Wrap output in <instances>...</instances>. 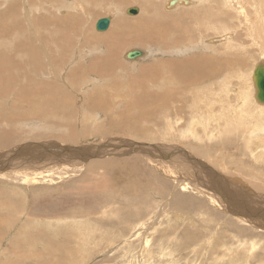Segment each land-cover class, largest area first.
<instances>
[{"label": "rangeland", "instance_id": "1", "mask_svg": "<svg viewBox=\"0 0 264 264\" xmlns=\"http://www.w3.org/2000/svg\"><path fill=\"white\" fill-rule=\"evenodd\" d=\"M165 2L0 0V76L4 80V84H0L6 92H0V264H11L7 260L17 258L13 254L15 248H21L25 254L21 264L55 263L56 253L62 259L68 254L71 259L66 264H129L125 256H122V263L118 258L130 251L138 254L137 260L143 264H264V225L258 227L264 219L249 223L236 218L242 215L254 220L259 213L264 215V197L250 190V183L245 186L229 180L241 175L242 182L247 178L254 183L259 180H252L251 174H245V170L238 172L235 167L240 157L239 148L247 145L242 134L232 136L223 132L217 136L216 133L210 140L205 135L207 128L204 130L201 124L193 128V132L202 135L199 138L190 136L186 130L191 111L197 109L192 107V94L201 95L206 89L199 93L196 88L191 94V86L182 84V88L175 81L181 86V92L173 80L168 83L169 89H178L177 96L182 93L180 99L185 98L180 102L185 118L173 124L163 115L159 120L152 107L144 109L134 103L138 92L143 95L144 91H162L156 82L147 79L150 74L144 70L159 68L160 63L169 58L195 59L209 54L217 56L213 62L218 64L223 61L219 58L223 55L231 59L243 56L245 62L240 76L244 74L238 79L231 76L228 86L234 87V94L239 86L249 91L253 107L264 108L254 97L251 72L255 63L264 59V43L251 44L245 28L239 26L234 7L244 6L242 0L236 1L233 8L219 0L201 3L188 0V4H180L186 7L175 10H165ZM194 3L196 17L176 18L171 26H167L169 21H158L157 29L165 36L163 47L131 39L133 31L128 24L138 23L142 17L154 13L165 20L185 8L191 9ZM202 5H210L213 9L207 13L203 7L198 8ZM131 7L138 9L137 14L126 12ZM246 11L251 14L250 9ZM222 12L234 16L225 19V24L238 34L231 38L232 41L218 30L224 26L210 27V22L223 19ZM55 17H61L60 24L54 23ZM104 17L111 18L108 31L117 20L128 21L125 30L130 37L116 47L117 54H110L113 58L116 55L118 64L110 76L108 72L103 73L106 77L91 71L89 62L105 56L107 45L94 48L95 41H85L90 35L92 39L100 35L107 37V30L95 29L97 19ZM242 18L240 25L244 23ZM78 26L80 34L76 31ZM55 36L67 51L60 58L56 44H47L49 47L46 46L38 57L34 49L39 48L41 41L44 44ZM201 36L202 41L197 39ZM134 48L143 50L145 55L126 59L125 53ZM236 49L240 55L235 54ZM246 51L249 52L247 56ZM43 57L47 74L40 75L33 69L27 76L21 70L23 67L16 66L17 60L40 62ZM171 72L167 70L163 74ZM13 73L22 76L23 81L31 79L33 85H40L44 80L47 84L48 80L59 91H50L44 96L49 104L46 106L20 100L16 94L24 82L12 77ZM224 77L219 76L216 82V79L199 82V85H215ZM62 92L71 95L63 104ZM96 96L99 100L102 98L101 104L106 100L107 106H92L90 100ZM6 117L10 118L4 119ZM227 128L235 131L238 127L231 124ZM200 151L211 156L204 157ZM219 153L217 160L214 156ZM262 159L264 157L243 158L248 166L263 163ZM219 160L230 173L223 171ZM256 169L264 173V165ZM34 175L45 178L28 183L29 177ZM184 182L191 189H181ZM219 182L223 189L219 188ZM192 187L203 190V194L198 195ZM207 192L215 197L217 205L207 200ZM225 204L230 206L231 213ZM256 207L259 213L254 212ZM139 221H142L141 231L134 232L133 224ZM140 235H144V240L145 237L149 239L146 253L138 250L142 247L141 240L134 239ZM61 242L66 244L54 246ZM253 244L255 247L250 246ZM131 259L133 263L134 258Z\"/></svg>", "mask_w": 264, "mask_h": 264}, {"label": "bare ground", "instance_id": "2", "mask_svg": "<svg viewBox=\"0 0 264 264\" xmlns=\"http://www.w3.org/2000/svg\"><path fill=\"white\" fill-rule=\"evenodd\" d=\"M197 1H200V3H201L205 0H197ZM219 1L223 5H228L229 7L233 8L234 3L238 0H219ZM169 2H170V0H168V1L166 0V2L164 3L163 7L165 10H171V9L175 10L178 7L184 8L186 6H183V5L188 4V0H176L175 4H173V5H169ZM242 2H243L244 6H248V7L244 8V6H242V5L239 8L234 7V9L236 10V13H237V16H235V18L238 20L239 26H242L243 28H245V32L248 34V37H246V38L249 40V42L251 44L255 43L256 45H258V44L263 45V43H264V1H262V0H242ZM180 4H183V5L180 6ZM156 5L153 6L154 9L157 8ZM191 6H192L191 9L189 7L185 8L183 11H179V12L175 13L174 15L170 16L168 19H165V20L162 18H158L154 13L153 15H150V16L146 15V16L142 17L140 20H138L139 21L138 23L128 24V28L132 29V31H133L131 39H133L134 41H137V42L138 41L139 42H145V43L146 42H148V43L152 42V43H155V44L163 47L164 46L163 39L165 38V36H164V33L162 32V30L157 29L158 21H160V22L169 21L167 26H171L172 21L176 18L179 19L185 15H187V16L192 15V16L196 17V15H195L196 14V7H194V6H196L195 3H194V5L191 4ZM202 7H203V9H206L205 12H207V13H210L211 9H213L210 5H202L198 8L202 9ZM247 8L250 9L251 14H247V11H246ZM72 9H73V7H72ZM222 13L224 14L223 19H219V20L217 19V21H215V22H210V27L211 26L212 27L213 26H216V27L217 26L218 27L224 26V27H220L218 30H221V32L223 31L225 33L224 36L227 38V40L232 41L231 38L232 37L234 38V35L237 36L238 34L235 33V30L234 31L231 30L232 27H228L226 25L227 23L225 22V19L233 18L234 16L230 17L228 15L229 14L228 12H222ZM241 16H243L242 19L244 20V23L242 25H240L241 24V22H240ZM68 18L71 20H74L71 16H69ZM60 19H61V17H55L54 23L60 24L61 23ZM127 22L128 21H126L125 19H120L119 21L117 20L114 23L113 28L110 27V30L109 31L107 30L108 33L105 35L107 37H103L100 35L97 38L92 39L91 38L92 36L90 35L89 37L85 38V33H84V38L86 39L85 41H88V42L89 41H95L93 43L94 48H97V47L102 46L104 44L107 45L106 49L108 52L106 51L107 54L105 56H101V58L98 57V58L90 59L92 61L89 60L90 61L89 64L91 65L90 66L91 71H93L96 74H100L102 77H106V75L104 76L103 73L108 72V76H110L109 74L112 72L111 70H114V68L116 67V63L118 64V61L116 60V58H117L116 55L114 58H113V56H111L112 57L111 58L110 54L112 52L114 54H117L116 47L123 45V43H125L130 38V37L126 36L127 32L125 30V26L127 25ZM62 24L66 25L67 22H63ZM75 24L78 25L76 22H75ZM239 28H241V27H239ZM76 31L79 33V26L76 28ZM202 37L203 36L198 37L197 39L202 41ZM210 42H212V41L210 40ZM210 42L208 44H211ZM189 43H190V41L185 43V45L187 46V45H189ZM191 43H193V41ZM47 44H56L55 47L60 50V51H58V52H60V54H59L60 58H61V55L63 54V52L67 51L61 47L62 43L60 42L59 37L55 36V37H52L50 40H46V43H44V44L41 41V45L39 46V48L34 49V50H36L38 57L41 56L42 50H46V48L49 47V45H47ZM236 50H234V51H236ZM245 53H246L245 55L247 56L249 52L246 51ZM235 54L240 55L241 53L237 50ZM45 56H46V54H45ZM213 58H217V56H212V55L206 54L203 57L200 56L199 58H195V59H173V58H169V59L163 61L162 63H160L161 67L159 66V68L153 69L150 67V69L148 68L149 70H144L143 72L150 74V75H147V79H150L151 82L152 81L154 83L156 82L159 85L160 89H162V91L160 89L159 90L161 92L159 91V92L150 93V91H144L143 95H141L138 92L136 94L135 99H134V103L140 105L139 107H141V108L144 107V109L147 107H152L151 109H153V111H157L158 114L156 116L158 117L159 120L161 119V117L163 115L168 120V122L170 124H173V123H178L180 121V119L185 118L184 117L185 115L182 114V110H184V109L180 105V102L184 101L185 98H182V99L179 98V96L182 95L181 89L183 88V85L189 86V87L191 86V89H192V90H190L191 94H192L193 90L196 88L199 90L198 91L199 93L202 89H206L205 91H201V95L195 94V93L192 94V96L194 97V103H193L192 107L197 108V109L195 111H191V115L189 118V127L186 130L191 133L190 136H193L195 138H199L202 135H198V133L193 132V128H195V126L197 124L198 125L201 124L203 126L204 130L207 128V130L205 131V135L208 136V139H210V140L212 138H214L213 136H215L216 133H217V136L220 134L222 135L223 132H225L226 134L227 133L233 134L232 136L238 135V133L242 134V136H243L242 139H243V141H246L247 145H244V149L239 148L237 154H240V157L238 158V161L235 162L236 163L235 167H236L238 172L245 170L246 171L245 174H251L254 177V178H252V180L253 179H259V180L256 183H254V182L249 181L250 179L248 180V178L246 177L247 180H244L242 182V178H241L242 175L240 177H237L236 180H234L233 178L232 179L228 178V179L230 181H237L239 184L242 183L245 186H250L249 185V183H250V184H252V186H250L251 188L250 187H248V188L250 190H252L257 196L264 197V173H260L256 169L257 166L264 165V162L259 163V164L253 163L250 166H248L245 164V162L243 160V158L247 157V156L248 157L255 156V157H260V158L264 157V108H261V106L260 107H258V106L253 107L254 103L251 104L252 94H250L249 91H245V90L241 89V87L239 86V91L234 94L232 92L233 91L232 88L234 89V87L231 88L230 86H228V82L231 80V76H235L234 78L237 77L236 79H238V78H241V76L244 74V72H243V74L240 76L241 69L244 68V66H242V65L245 62V59L243 56L240 58L234 57L236 59H231V58L223 55V56L219 57L220 59H223V61H221V63H219V64L213 62ZM42 59H45V58L44 57L41 58L40 62H37L36 59H32V60H27L25 63L22 62L21 60H17L18 65L16 64V66H19V68L23 67V69H21V70L27 76H29V74L31 73V71L33 69H37V72L40 75H41V73L47 74V71L44 69L45 61L43 62ZM262 60H264V59H260L259 62H262ZM218 61H220V60H218ZM257 63H255V65ZM12 65H13V63H12ZM224 65H225V67H224ZM249 66L250 65H248V67ZM0 68H1V66H0ZM253 69H254V67H253ZM253 69H252V71H253ZM21 70H19V72ZM167 70H168V72L169 71H172V72L170 74L168 73V75H164L163 73ZM83 73H85V72H83ZM12 75H13L12 77H14L16 80H19L20 82H24L22 88L19 91H17L16 96L20 100H25L28 102L30 101L34 105H35V103L43 104V106H46V104L49 105L48 102H46L47 99H46V101H44V96H46L47 93L50 91H52V93L54 91H59L51 83H48V80H46L47 84H45L44 83L45 78L43 79L44 81H41L42 84L33 85V82H30L31 79H30V81L28 79H25L23 81L22 76L15 74V73H13ZM221 75L225 76L224 79L221 81H218L217 84H215V85H212L211 83H209V86L208 85L207 86H200L199 85L200 84L199 82L202 83L203 81H207V80L211 81L212 79H216L215 80V82H216L218 80L219 76H221ZM43 76H46V75H43ZM172 80H173V82H175V81L178 82V84L180 83V85L182 86V88H181V86L177 85L175 82V84H176L175 86H178V89L181 88V89H179L181 91V92L179 91L180 92L179 96H177L179 94L178 89H169L170 86L167 87L168 83ZM0 82L4 84V80L1 78V76H0ZM143 82L145 83L146 81L143 80ZM6 84L9 86V82H7ZM170 85H171V83H170ZM39 88H40V90L38 91ZM187 91H188V89H187ZM0 92H3L6 94L4 88L1 86V84H0ZM234 92H235V90H234ZM232 93L234 95H232ZM185 94H186V92H185ZM69 96H71V95H69L68 93L63 94V92H62L61 104H63L64 99H66ZM98 96L91 98L90 104H92V106H94V107H96L98 105L107 106L108 102L105 100V104H101V103H103L101 101L102 98L99 100ZM178 98H179V100H177ZM38 99H40V101H38ZM95 99H98L99 102H97ZM197 104H199V105H197ZM186 106L188 107V104ZM48 108H50V107L48 106ZM36 109L39 110L38 107H36ZM51 109L52 108H50V110ZM102 109H103V107H102ZM138 110H140V108ZM138 112H139V114H142L143 110L141 109ZM153 116H155V114ZM9 118L10 117H6L4 119H9ZM197 118H199V119L201 118L202 120H200V121L195 120ZM94 119L96 120L95 116H94ZM212 122H215L216 125H213ZM231 124L237 125L238 128L235 130V131H237L236 133H235V131H232V130L227 128ZM222 125L224 126V128H221ZM214 126L216 127V130H214ZM62 128L66 129V128H64V125ZM227 131H229V132H227ZM70 132H72V131H70ZM67 138L69 139L68 135H67L66 139ZM72 138H74V136ZM203 140H204V138H202V141ZM229 140H230V138H229ZM76 153H77V151H76ZM202 153H204V151H200V154L204 157H206V156L210 157L211 156L208 153L206 155H203ZM220 155H221V153H219V155L217 154V156H214V157L218 160V157ZM229 158H231V157H229ZM261 161H264V160L262 159ZM103 162H105V161H103ZM106 163H108V162L106 161ZM109 163H112V162H109ZM220 163L222 166H224L223 171L227 174L230 173L228 171L226 165L222 161H220ZM112 165H113V163H112ZM238 174H241V173H238ZM243 176H246V175H243ZM38 178L43 179L45 177L34 175V176L29 177V181L28 180L27 181H28V183L30 182V184L36 183L38 181ZM226 181L228 182L227 178H226ZM218 186H219V188H222V185L220 184V182L218 183ZM132 187H134V186H132ZM190 187L191 186L187 185V182L182 183L180 186L181 189H183V188L191 189ZM252 187H254V190L252 189ZM192 188H193V190L195 189L198 191V195H200V193L203 194V190H201V189L198 190L199 188H196V187H192ZM235 189H237V188H235ZM219 190L220 189H218V191ZM226 190H228V188ZM221 192L224 193L223 191H221ZM207 193H208V196H206L207 200L210 201L211 203H214L217 205L218 201L214 199L215 197L213 198L212 194L209 195L210 193L209 192H207ZM259 198H261V197H259ZM217 199H219V198H217ZM219 203H223V202H219ZM225 207H227L229 212L231 213L230 206L225 204ZM253 207H254V204H253ZM256 209H258V207L255 208L254 212L259 213L258 210H256ZM263 216H264L263 213H261V215L259 213L258 217H254L255 221L252 219H246L247 216L245 217L242 215L236 216V218H239L242 222L257 223L258 220L263 221V219H264ZM124 217H122V218H124ZM75 222H79V220H75ZM141 222L142 221H139L138 223L133 224L134 232L135 231H139V232L141 231ZM263 222L260 225H258V227L263 226L264 225ZM142 224L147 225L145 223H142ZM38 234H39V232H38ZM30 237H31V234L26 239H29ZM145 238H146V240H144V235L136 236V238H134L135 240H139V239L141 240V246L142 247H139L138 250L142 253H146V246L149 242V239H147V237H145ZM63 244H66V243L61 242V243L56 244L54 246H61ZM122 245H124V243H122ZM122 245L119 246L118 249H121ZM125 246H129V245L125 244ZM250 246L255 247V244L250 245ZM20 250H22V249L21 248H15L13 250V254L17 258L15 260H7V262H10L11 264H21L20 261L24 258L23 255L25 256V254H24V252H21ZM51 251H54V250H51ZM130 252H125L128 254L125 255V253H124L123 255L119 256V258H118L119 262L122 263L123 262L122 256H125L128 260H130V261H128L129 264H140V263L143 264L142 262L137 260L138 254L135 255V253H132V252L130 253ZM7 253L8 252H6V254ZM137 253H139V252H137ZM54 256L57 258V261L55 263H50V264H66L68 262V260L71 259V258H69L68 254L66 255L67 257L65 255H63L64 256L63 259L61 258V255H58L57 253ZM131 257L134 258L133 263H132ZM67 258H69V259H67ZM59 261L61 263H59ZM46 262L49 263L48 259H46Z\"/></svg>", "mask_w": 264, "mask_h": 264}, {"label": "water", "instance_id": "3", "mask_svg": "<svg viewBox=\"0 0 264 264\" xmlns=\"http://www.w3.org/2000/svg\"><path fill=\"white\" fill-rule=\"evenodd\" d=\"M176 0H170L169 5L175 4ZM128 14L135 15L138 12V9L135 7L128 8L126 10ZM111 18L104 17L99 18L95 22V29L97 31H105L110 25ZM144 51L141 49H130L125 53V58L129 60H134L139 57L144 56ZM252 80L255 88V99L259 102L264 104V60L262 62H258L253 71H252Z\"/></svg>", "mask_w": 264, "mask_h": 264}]
</instances>
